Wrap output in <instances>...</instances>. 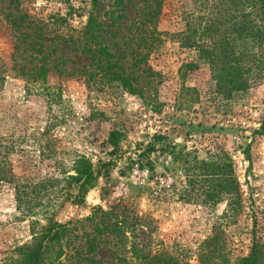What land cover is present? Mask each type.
Returning <instances> with one entry per match:
<instances>
[{
	"label": "rangeland",
	"instance_id": "obj_1",
	"mask_svg": "<svg viewBox=\"0 0 264 264\" xmlns=\"http://www.w3.org/2000/svg\"><path fill=\"white\" fill-rule=\"evenodd\" d=\"M147 1L123 0L121 18L114 23L109 19L113 0H97L94 9L103 26L100 40L114 55L102 59L118 60L134 79L137 92L129 93L101 80L88 84L66 73L58 77L53 69L48 83L27 90L12 69L11 9L7 0H0V153L7 151L9 161L0 156V168H11L14 174L13 180H0V264H5L7 251L29 239L31 219L52 209L64 221L85 217L95 206L134 207L155 220L157 240L191 253L193 263L217 223H222L223 250L231 260L248 255L254 239L264 240V135L255 132L264 117V80L240 99H225L214 92L208 66L197 51L179 42L189 24L196 29L199 18L213 15L209 5L216 0L206 6L205 0H163L159 5L150 0L149 7ZM90 3L19 0V8L43 20L71 12L69 25L79 27ZM136 52L143 53L137 62ZM96 55L65 48L58 52L66 60L61 66L66 71L82 66L96 70ZM190 61L198 65L185 68ZM46 85L58 93L54 101L41 93ZM111 131H117L114 144L109 142ZM219 149L234 165L241 195L237 216L228 224L221 217L226 201L197 203L179 194L191 171L177 152H191L190 159ZM79 155L93 164L97 183L82 202L62 201L59 190L70 187L61 182L45 188L44 181L64 171L73 174L72 163ZM17 184L32 191V215L23 216L17 208ZM100 256L109 263L106 252Z\"/></svg>",
	"mask_w": 264,
	"mask_h": 264
},
{
	"label": "trees",
	"instance_id": "obj_2",
	"mask_svg": "<svg viewBox=\"0 0 264 264\" xmlns=\"http://www.w3.org/2000/svg\"><path fill=\"white\" fill-rule=\"evenodd\" d=\"M96 1L91 0L84 24L74 27L68 23L67 15L72 16L71 12L65 16L52 14L46 20L33 19L19 8V0H7L11 9L7 17L14 43L12 69L25 80L27 90L36 83H48L53 69L58 77L66 73L81 77L88 84L101 80L123 91L137 92L132 83L134 79L124 71L118 60L105 62L102 59L113 58L114 55L100 40L103 26L94 13ZM113 1L109 11L112 23L121 18L123 7V0ZM152 1L159 5L163 0ZM209 1H203L202 5L206 6ZM149 2L147 7L150 6ZM209 7H212L213 15L199 18L196 29H190L189 24L178 40L182 46L195 49L197 57L207 64L214 92L225 99L237 100L249 88L264 80V0H216ZM215 7L218 12L214 14ZM93 44L95 50L92 49ZM61 48L98 54L94 56L96 70L87 71L84 66L73 71L61 69L66 64V60L58 56ZM142 56V52H136L135 62L141 60ZM184 65L185 68L195 67L198 63L190 61ZM0 79H4L1 73ZM42 87L41 93L50 101L59 97L53 86ZM255 132L264 135V117ZM116 133L111 131L109 134L112 144ZM2 140L0 137V147ZM167 147L173 152V146ZM147 149L139 152L138 156L145 154ZM190 153L177 152L181 154L182 162H187V170L191 171V175L186 177L185 186L179 189L180 197L191 198L197 203L213 204L224 200L226 208L221 217L225 218V224L232 222L239 211L241 195L231 159L222 149L209 151L202 158L193 154L188 159ZM6 154L7 151H4L0 156L9 163ZM72 169L73 174L64 171L59 178L45 179L44 186L48 188L63 182L70 187V191L65 187L59 190L62 201L80 203L84 195L95 187L98 172L84 155L73 160ZM13 178L11 168H0V180L10 181ZM24 186L16 185V202L23 216H28L33 214V206L30 205L33 199L28 198L32 191L28 193ZM118 206H95L85 217L64 221L55 217L56 209L43 212L41 217L31 219L29 239L7 251L5 264H264V240L261 239H254L248 255L231 260L223 250L220 237L222 223L214 225L213 234L199 247L197 262L193 263L191 253L169 248L157 240V226L151 216L140 215L131 206L122 205L121 209ZM103 251L108 254L109 263L100 256Z\"/></svg>",
	"mask_w": 264,
	"mask_h": 264
}]
</instances>
